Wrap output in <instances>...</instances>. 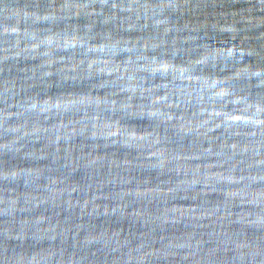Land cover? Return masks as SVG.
Masks as SVG:
<instances>
[{"label": "clouds", "instance_id": "1", "mask_svg": "<svg viewBox=\"0 0 264 264\" xmlns=\"http://www.w3.org/2000/svg\"><path fill=\"white\" fill-rule=\"evenodd\" d=\"M0 264H264V0H0Z\"/></svg>", "mask_w": 264, "mask_h": 264}]
</instances>
